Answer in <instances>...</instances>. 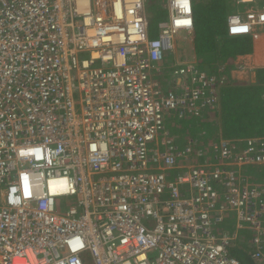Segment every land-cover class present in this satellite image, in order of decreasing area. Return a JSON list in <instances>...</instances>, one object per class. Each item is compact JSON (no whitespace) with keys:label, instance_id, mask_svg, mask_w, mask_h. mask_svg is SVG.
Listing matches in <instances>:
<instances>
[{"label":"built area","instance_id":"built-area-1","mask_svg":"<svg viewBox=\"0 0 264 264\" xmlns=\"http://www.w3.org/2000/svg\"><path fill=\"white\" fill-rule=\"evenodd\" d=\"M190 4L150 39L145 0H0V264H243L244 228L264 264V181L242 172L264 136L179 145L167 126L217 107L225 66L181 63L169 91L150 74ZM260 8L229 33L256 36Z\"/></svg>","mask_w":264,"mask_h":264},{"label":"trees","instance_id":"trees-1","mask_svg":"<svg viewBox=\"0 0 264 264\" xmlns=\"http://www.w3.org/2000/svg\"><path fill=\"white\" fill-rule=\"evenodd\" d=\"M158 2L160 0L156 3ZM225 3L229 5L230 2L229 0H204V4L207 5L206 16L203 12L196 16L194 11V40L198 52L214 60L209 66L213 68L212 72L224 58L228 64H231L237 54L248 53L253 48L252 35L231 36L228 34L225 11L222 17L220 14V11L222 12L225 8ZM160 11V9L156 10L153 14L159 16ZM201 60L198 59V64L205 69L207 65H204ZM226 71V82L219 88V108L212 109L213 111L209 114L211 127H214V130L218 129V133L226 138L264 136V71H260L255 83L232 79L228 69ZM256 165L259 166V170L252 173V167ZM242 172L256 180V177H264V164L244 165ZM242 233L230 246V255L239 258L243 264H256L252 257L253 248L242 241Z\"/></svg>","mask_w":264,"mask_h":264},{"label":"crops","instance_id":"crops-1","mask_svg":"<svg viewBox=\"0 0 264 264\" xmlns=\"http://www.w3.org/2000/svg\"><path fill=\"white\" fill-rule=\"evenodd\" d=\"M158 5L159 3L155 4L153 8L155 9V11L161 9L162 5H160L159 7ZM248 5H250L251 7L261 6L264 8V0H259V2L257 3L256 2L248 3ZM235 10H242V9L236 8ZM160 14H161V11H160ZM149 26H150L149 27L150 34H152V37H157L158 35L157 36L153 35V33H155V28L157 27V25H153L151 27V25L149 24ZM252 37H253L252 38L253 48L250 52L248 53L244 52V53L237 54V57L235 58L234 62L231 64H228V61H226L225 58L224 60L222 59L223 61L222 63H220L221 65L226 67V70L228 69L229 74L231 75V77H233L232 79H235L237 81H246V82L249 81L250 83H255L258 80V75L260 71L262 70L264 71V26L259 27L257 35L256 36L252 35ZM184 38H186V40H184ZM174 48L175 49L173 51L170 50L166 52L165 60L163 62L161 72L153 71L152 73V77L158 82H160V85L164 90H168V91L177 90V88H179V84L182 80L180 76H177L175 74V69L179 67H173L174 65L177 64V61L179 63L191 62V63L196 64L200 69H204V68H201L198 64V59L199 60L202 59L201 62L204 63V65H207L205 67L206 71L209 72L213 69L209 66H211V64L213 63L212 61L214 60H211L210 59L211 57L202 56L198 52L196 42L194 40V34L191 37L190 35H186L185 33H179L176 36ZM175 54L177 57V61L175 58H172V56ZM236 60L246 61L248 65L253 68V71L251 73H246L241 70H237L235 67ZM165 73L168 74V76H166ZM162 75H163V78H162ZM159 78H161V80ZM218 108H219V105L215 108V110ZM211 111L213 110L208 109L203 112V115H200V116H193V117H187V118H182V119L177 118L179 119L180 122H177L176 125L172 124V126H168L167 124V126L171 129L172 134L177 135L175 136L176 142L179 145H185L188 137H192L205 145H212L214 142H218L221 139H241L242 140L243 138H246V137L226 138L222 136L221 133H218V129L214 130V127H211L212 123H210L211 117L209 119V114ZM171 117L172 119L168 117L167 123L170 121H174V118H173L174 116H171ZM193 120H195V123H196V127L194 129L191 128L190 124H188L189 121H193ZM237 145L239 146V148H242L244 143H241L239 141L237 142ZM256 180L264 181V177H260V178L256 177ZM228 225L230 226L231 230H234L235 221L231 220ZM240 233H242V236H243L242 241L246 242L247 246L252 247L251 230L244 228L239 232V235ZM239 235L236 239L239 238ZM256 264H258V261H256Z\"/></svg>","mask_w":264,"mask_h":264},{"label":"rangeland","instance_id":"rangeland-1","mask_svg":"<svg viewBox=\"0 0 264 264\" xmlns=\"http://www.w3.org/2000/svg\"><path fill=\"white\" fill-rule=\"evenodd\" d=\"M229 2H230L229 5H227L225 3L224 10H222V12L220 11L221 17L223 16V12L224 11H225V14L227 16L228 14H231L234 11V7H236V8L238 7V3L236 2V0H229ZM193 3H194V11H195L196 16H198L202 12L203 13L206 12L207 5L204 4V0H193ZM154 6H155V0H146L145 8L147 10V18H148L151 26L157 25L159 20L168 19V17H169L168 10L163 8V5L161 6V9H160L161 10V14L159 16H155L153 14ZM204 15L206 16V13ZM180 33H184V32L181 31ZM154 35L155 36L158 35V28L157 27L155 28ZM184 40H186V38H184ZM210 72H212V70ZM165 75L168 76V74H166V73H165ZM162 78H163V75H162ZM159 79L161 80V78H159ZM169 118L172 119L171 116H169ZM173 118H174V121L168 122L167 123L168 126H172V124L176 125L177 122H180L179 119H177L175 117H173ZM188 124H190L191 128H193V129L196 127L195 120L189 121ZM172 136L175 138V136H177V135L176 134H172ZM260 168L262 170V167H260ZM258 170H259V166L256 165V166L252 167L251 172L254 173V172L258 171ZM0 201H1V197H0ZM228 221L230 222V220H228ZM234 230H231L230 232L232 233V231H234Z\"/></svg>","mask_w":264,"mask_h":264},{"label":"clouds","instance_id":"clouds-1","mask_svg":"<svg viewBox=\"0 0 264 264\" xmlns=\"http://www.w3.org/2000/svg\"><path fill=\"white\" fill-rule=\"evenodd\" d=\"M157 2V0H155V4H157L156 3ZM236 2L238 3V7L237 8H240V9H242V10H235L236 9V7H234V11L231 13V14H228L227 16H226V19H227V32H228V34L229 35H231L230 33H229V16H231V15H233V14H235V13H243V12H245L247 9H249V8H252L250 5H248V3H254V2H259V0H256V1H241V0H236ZM159 3V5H158V7L160 6V5H163V8H165V9H167L168 10V13H169V17H168V19H161V20H159V22H161V21H167V20H169V18H170V12H169V7H168V0H160V2H158ZM145 4H146V0H145ZM191 9H192V13H193V29L191 30V31H186V30H182L186 35H190L191 37H192V35L194 34V8H193V0H191ZM259 7H261V6H259ZM260 9H264L263 7H261ZM153 12H155V9H153ZM149 21V20H148ZM158 22V23H159ZM149 24H150V22H149ZM150 27V26H149ZM157 27H158V24H157ZM149 31H150V28H149ZM160 30H159V28H158V36L157 37H152L151 36V34H150V32H149V37H150V39H157V38H159V32ZM181 32V31H180ZM179 32V33H180ZM178 33V34H179ZM177 34V35H178ZM243 35H246V34H243ZM248 35H252V34H248ZM231 36H240V35H231ZM175 40H176V37H175ZM175 40H174V43H173V47H172V49H167V50H165L164 51V55H163V59H162V62L161 63H159V65H158V70L156 69V67H154V68H152L153 70H151V72H150V74H151V77H152V73H153V71H157V72H161V70H162V66H163V62H164V60H165V55H166V52L167 51H173L175 48H174V44H175ZM172 58H175L176 59V61H177V57H176V54L175 55H173L172 56ZM236 61H238V60H236ZM181 63H179L178 61H177V64L176 65H174L173 67H181V65H180ZM221 65V64H220ZM236 65V64H235ZM218 66H219V64H218ZM236 67V66H235ZM253 69V68H252ZM203 70H205V69H203ZM208 72V71H207ZM210 72V71H209ZM152 79L153 80H155L153 77H152ZM155 81H157V80H155ZM160 83V82H159Z\"/></svg>","mask_w":264,"mask_h":264},{"label":"bare ground","instance_id":"bare-ground-1","mask_svg":"<svg viewBox=\"0 0 264 264\" xmlns=\"http://www.w3.org/2000/svg\"><path fill=\"white\" fill-rule=\"evenodd\" d=\"M185 1H187V0H185ZM182 22H187V20H183ZM51 185H52V189H54V184L51 183Z\"/></svg>","mask_w":264,"mask_h":264}]
</instances>
